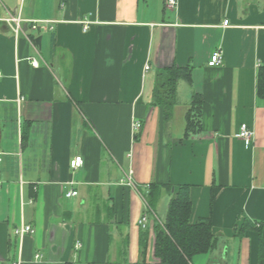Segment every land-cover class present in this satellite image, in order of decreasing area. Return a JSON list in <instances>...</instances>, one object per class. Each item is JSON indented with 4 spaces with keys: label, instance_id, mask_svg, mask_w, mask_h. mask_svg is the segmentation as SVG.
Wrapping results in <instances>:
<instances>
[{
    "label": "crops",
    "instance_id": "crops-1",
    "mask_svg": "<svg viewBox=\"0 0 264 264\" xmlns=\"http://www.w3.org/2000/svg\"><path fill=\"white\" fill-rule=\"evenodd\" d=\"M166 1L0 0V264H161L155 226L182 185L191 224L217 237L190 264H259L260 235L242 228L264 224V0ZM173 66L192 83L166 122L152 96ZM195 96L201 130L187 136Z\"/></svg>",
    "mask_w": 264,
    "mask_h": 264
},
{
    "label": "trees",
    "instance_id": "trees-1",
    "mask_svg": "<svg viewBox=\"0 0 264 264\" xmlns=\"http://www.w3.org/2000/svg\"><path fill=\"white\" fill-rule=\"evenodd\" d=\"M259 83L264 85V73H260ZM182 81L192 83V69L177 66L160 69L155 76L152 104L162 107L164 120L169 122L174 115L177 105V88ZM202 99L194 97V102L187 113L186 134L197 133L201 130ZM161 186H151L146 199L149 209L154 210L161 195ZM170 190L172 188L170 187ZM190 186L182 185L178 188L175 198L169 204L165 221L155 226V257L161 264H190L194 257L207 254L217 245V237L209 222L191 224L192 202ZM255 229L260 235L259 264H264V224H254L246 219L243 230ZM143 247V246H142ZM144 250L142 248V255Z\"/></svg>",
    "mask_w": 264,
    "mask_h": 264
},
{
    "label": "built area",
    "instance_id": "built-area-1",
    "mask_svg": "<svg viewBox=\"0 0 264 264\" xmlns=\"http://www.w3.org/2000/svg\"><path fill=\"white\" fill-rule=\"evenodd\" d=\"M178 5V2L177 0H167L166 1V6L167 8L171 9V10H174L176 9ZM10 23L14 24L15 25V30L16 32H21L23 31V28H22V25H21V20L20 18H15V17H11L9 20H8ZM229 25V22L228 21H225L224 22V26H228ZM42 26L39 24V22H32V30L37 32L39 31V29L41 28ZM88 27H85V30H87ZM223 62H224V56H223V53L221 51H216L210 61L208 62V65L210 67H220L223 65ZM32 64L33 66H38V63L36 60H33L32 61ZM149 67H146V70H148ZM1 75V74H0ZM141 123L139 122H136L134 123L133 127H134V130H139L141 128ZM254 131L251 130L249 128V126L247 124H242L240 126V129H239V132L237 134V138L240 139L241 141L244 142L245 146L246 147H251L253 144H254ZM2 161V154L0 153V163ZM83 158L82 157H75L72 161H71V167L72 169H78L80 168L81 166H83ZM78 193L77 192H74V191H71L68 193V197H74L76 196ZM148 223V219L147 217L145 216L144 218H142L141 220V225L142 226H146ZM16 235L18 236H24V235H34L35 234V229L30 226V225H27V226H23L21 228H19L18 230L15 231ZM80 247V245H79ZM37 258H39V256H37ZM16 264H19V263H16Z\"/></svg>",
    "mask_w": 264,
    "mask_h": 264
},
{
    "label": "water",
    "instance_id": "water-1",
    "mask_svg": "<svg viewBox=\"0 0 264 264\" xmlns=\"http://www.w3.org/2000/svg\"><path fill=\"white\" fill-rule=\"evenodd\" d=\"M41 39H42V38H40V37H39L38 39H36V44H37L39 47L41 46Z\"/></svg>",
    "mask_w": 264,
    "mask_h": 264
}]
</instances>
